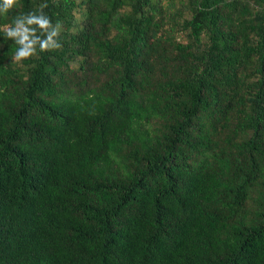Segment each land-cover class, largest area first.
I'll use <instances>...</instances> for the list:
<instances>
[{
  "label": "trees",
  "instance_id": "trees-1",
  "mask_svg": "<svg viewBox=\"0 0 264 264\" xmlns=\"http://www.w3.org/2000/svg\"><path fill=\"white\" fill-rule=\"evenodd\" d=\"M22 3L62 48L0 31V264H264V0Z\"/></svg>",
  "mask_w": 264,
  "mask_h": 264
},
{
  "label": "clouds",
  "instance_id": "clouds-1",
  "mask_svg": "<svg viewBox=\"0 0 264 264\" xmlns=\"http://www.w3.org/2000/svg\"><path fill=\"white\" fill-rule=\"evenodd\" d=\"M23 6L22 0H0V16L17 12L10 24L0 27L4 37L17 45L15 55L12 57L16 63H22L38 55L39 52H50L62 48L60 35L62 23L55 24L43 12L30 11L27 14L19 13ZM47 7L41 4L40 8Z\"/></svg>",
  "mask_w": 264,
  "mask_h": 264
},
{
  "label": "rangeland",
  "instance_id": "rangeland-1",
  "mask_svg": "<svg viewBox=\"0 0 264 264\" xmlns=\"http://www.w3.org/2000/svg\"><path fill=\"white\" fill-rule=\"evenodd\" d=\"M177 5H179V4H177ZM79 16V15H78ZM190 16V12H187V17H189Z\"/></svg>",
  "mask_w": 264,
  "mask_h": 264
}]
</instances>
